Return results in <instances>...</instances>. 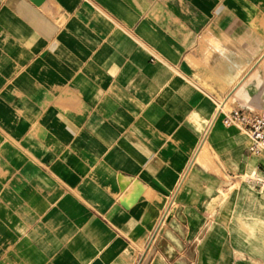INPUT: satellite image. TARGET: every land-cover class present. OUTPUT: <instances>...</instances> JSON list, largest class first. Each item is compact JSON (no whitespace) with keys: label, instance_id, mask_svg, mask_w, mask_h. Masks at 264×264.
<instances>
[{"label":"crops","instance_id":"0c3cea01","mask_svg":"<svg viewBox=\"0 0 264 264\" xmlns=\"http://www.w3.org/2000/svg\"><path fill=\"white\" fill-rule=\"evenodd\" d=\"M234 109L264 0H0V264H264Z\"/></svg>","mask_w":264,"mask_h":264},{"label":"built area","instance_id":"2783aa9c","mask_svg":"<svg viewBox=\"0 0 264 264\" xmlns=\"http://www.w3.org/2000/svg\"><path fill=\"white\" fill-rule=\"evenodd\" d=\"M222 123L226 127H237L245 132L251 139L249 146L250 153L255 156H264V109H234L225 115ZM207 132L208 129L205 131L204 136H206ZM250 179L258 184L260 189H264V170L253 172ZM174 196L175 194L170 199V205L174 201ZM160 228L161 225L158 227L156 233H154L152 243L156 241Z\"/></svg>","mask_w":264,"mask_h":264},{"label":"water","instance_id":"95a60500","mask_svg":"<svg viewBox=\"0 0 264 264\" xmlns=\"http://www.w3.org/2000/svg\"><path fill=\"white\" fill-rule=\"evenodd\" d=\"M127 184L126 185H121V190L124 192L127 188ZM125 208H128V205H126L125 203L123 204Z\"/></svg>","mask_w":264,"mask_h":264},{"label":"rangeland","instance_id":"374dc122","mask_svg":"<svg viewBox=\"0 0 264 264\" xmlns=\"http://www.w3.org/2000/svg\"><path fill=\"white\" fill-rule=\"evenodd\" d=\"M249 177V176H248Z\"/></svg>","mask_w":264,"mask_h":264}]
</instances>
